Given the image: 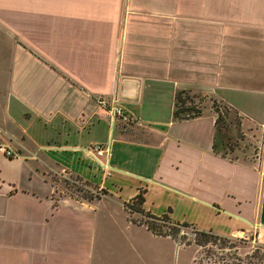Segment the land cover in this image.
I'll list each match as a JSON object with an SVG mask.
<instances>
[{"label":"crops","instance_id":"0c3cea01","mask_svg":"<svg viewBox=\"0 0 264 264\" xmlns=\"http://www.w3.org/2000/svg\"><path fill=\"white\" fill-rule=\"evenodd\" d=\"M2 9L0 144L21 157L2 155L14 170L0 194V264H51L58 238H73L56 227L59 200L126 212L140 190L144 212L264 245V0H16ZM180 90L236 113L237 150L225 148L231 126L216 139L210 107L173 119ZM100 101L129 121H113ZM100 145L109 178L88 153ZM73 178L91 197L65 194ZM131 226L142 235L135 264L172 263L177 239ZM83 250L77 243L65 264H92Z\"/></svg>","mask_w":264,"mask_h":264},{"label":"rangeland","instance_id":"374dc122","mask_svg":"<svg viewBox=\"0 0 264 264\" xmlns=\"http://www.w3.org/2000/svg\"><path fill=\"white\" fill-rule=\"evenodd\" d=\"M15 2L16 0H0V14L5 3ZM201 98L200 100L195 99L196 104H199L202 109L211 108L212 104L208 98ZM242 138L244 139L243 136ZM233 144L234 142L231 145L235 147ZM4 159L0 154V194L6 188L7 176L14 170L11 164ZM62 183L67 195L78 194L84 197H91L92 195L86 185L77 179L63 180ZM40 187V191L45 192L41 185ZM98 193L100 192L98 191ZM101 193L103 194V192ZM57 205L56 227L59 226L60 229L71 232L70 235L73 238L67 240L64 234L58 238L55 250L45 255L46 259L53 260L51 264H65L66 261H75L77 243L80 242H83L87 247L86 251L83 250V256H87V261H92V264H135L137 242L142 239V235L139 230L131 226V220L144 221L143 218L135 219L126 209V212H123L117 209L99 207L95 211L87 212L69 200L62 202L59 200ZM164 230L167 231V229ZM181 231L185 234L181 235ZM191 232L190 229H180L177 236L180 247L176 249L172 263L168 262V264H228L230 262L247 264L248 261L264 264V256H262L264 245L258 244L251 237L230 238L225 241L219 240L214 244L208 243L206 246H197L194 244V237L190 235ZM7 235L13 236L11 231ZM182 245H193L197 252L195 253L194 248H184ZM72 252L75 253L76 257L72 256ZM43 258L44 256L41 255V259ZM259 258H262L263 261L260 262Z\"/></svg>","mask_w":264,"mask_h":264},{"label":"trees","instance_id":"16d2710c","mask_svg":"<svg viewBox=\"0 0 264 264\" xmlns=\"http://www.w3.org/2000/svg\"><path fill=\"white\" fill-rule=\"evenodd\" d=\"M195 99H202L201 96L192 94L189 91L180 90L176 93L174 99V110H173V119L175 121L189 120L200 117L203 113V109L199 104H196ZM211 109L216 115L214 128L216 139L222 132H227L230 129V126L237 131V135L234 141L228 140L226 145V150L235 151V148L240 145V142L243 140L241 134L239 133V119L236 116V113L232 111L230 107L221 102L211 99ZM234 142L233 147L231 143ZM214 151H216V144L213 145ZM256 151L254 150L253 155ZM225 154V153H223ZM144 203L143 191L140 190L136 196H134L129 202L124 204V208L136 218H143L144 221H132V223H138L139 225H143L149 230L152 234L157 236H169L173 239H177L178 233L180 229H188L189 225L182 223H174L170 220L167 214L162 216H154L147 212L143 211L142 205ZM164 229H167L165 231ZM229 240L230 238L220 237L218 235H214L212 233L207 232H196V236L194 237V244L197 246H206L208 243H216L221 240ZM264 256V254L262 255ZM252 257V256H251ZM260 262H262V258H259ZM228 264H238L234 262H230ZM247 264H256L252 261H248Z\"/></svg>","mask_w":264,"mask_h":264},{"label":"built area","instance_id":"2783aa9c","mask_svg":"<svg viewBox=\"0 0 264 264\" xmlns=\"http://www.w3.org/2000/svg\"><path fill=\"white\" fill-rule=\"evenodd\" d=\"M100 105H103L106 110L108 111V113L110 114V116L112 117V120L114 121L115 119L119 118L125 122L129 121V117L124 113V110L121 106H117V105H114L113 107H109L107 104H104L103 101H100L99 102ZM88 153L94 157L95 159H97V161L99 162V165L100 167L103 169V173L105 175L106 178L110 177L111 174H112V170L111 168L109 167L108 165V162L107 161H103V160H100V158L102 157H105L106 155H109V148L106 147V146H95V147H91L88 149ZM0 154L3 155L4 157L8 158V159H15V158H19L21 157V155L4 146V145H1L0 144ZM254 155L256 156L257 155V151L254 153ZM253 155V156H254ZM98 192V191H97ZM96 192V193H97ZM183 230V229H181ZM191 236L195 237L196 236V231L194 229H191ZM181 235L182 234H185L183 233V231H181L180 233ZM180 235V237H181Z\"/></svg>","mask_w":264,"mask_h":264}]
</instances>
